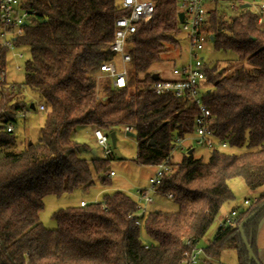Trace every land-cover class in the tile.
Wrapping results in <instances>:
<instances>
[{
	"label": "trees",
	"instance_id": "trees-1",
	"mask_svg": "<svg viewBox=\"0 0 264 264\" xmlns=\"http://www.w3.org/2000/svg\"><path fill=\"white\" fill-rule=\"evenodd\" d=\"M152 1L151 20L138 25L129 38L127 86L114 89L106 82L96 92L100 65L113 59L108 47L114 22L124 14L119 0H32V23L16 41L29 51L23 84L0 90V264H180L221 206L233 200L230 180L240 179L250 191L264 186V23L256 24L242 0H234L235 13L226 18L218 4L227 0H220L210 4L203 28L213 52L220 55L206 62L202 96L217 146L203 149L205 159L195 157L192 148L176 161L171 157L172 170L153 196L170 200L176 212L151 209L152 204L139 228L128 217L135 212V199L115 189L99 203L55 211L53 229L40 223L45 197L96 183L111 185L108 166L116 156L80 158L88 148L72 139L76 127L104 134L131 128L134 163L153 170L165 161L176 137L193 133V103L148 89L162 56L184 39L178 28L179 0ZM6 64L7 53L0 49V72ZM24 88L40 99L45 118L37 142H26L19 151L14 132L23 118L17 112L35 111L31 101L23 100ZM9 123L14 125L11 133L5 131ZM263 203L264 193L239 212L234 228L217 229L202 264H211L207 259H217L226 248L234 249L237 264H255L248 259L238 226ZM263 217L264 208L243 226L258 264L255 240Z\"/></svg>",
	"mask_w": 264,
	"mask_h": 264
},
{
	"label": "built area",
	"instance_id": "built-area-1",
	"mask_svg": "<svg viewBox=\"0 0 264 264\" xmlns=\"http://www.w3.org/2000/svg\"><path fill=\"white\" fill-rule=\"evenodd\" d=\"M220 2V0H179L178 13H182V19L178 20V28L184 36L186 58L181 66L172 68V79L154 80L148 89L155 94L169 93L177 98H184L194 104L197 114L194 117L193 133L184 138L176 137L169 155L164 162L159 164L148 178V186L137 190L135 195V212L128 217L133 219L134 224L142 228L143 221L153 204V195L161 178L170 173V159L176 152L185 153L188 149L194 147L212 150L217 146L213 132L209 128L210 111L202 103V96L206 91L204 85L206 76L204 68L206 65L204 59L205 44L209 41V36L203 31L207 21V14L210 4ZM243 4H248L251 12L255 14L256 24L261 26L264 23V0H242ZM32 0H0V49L21 59L20 54H13L17 48L16 41L20 39L28 26L31 25L34 12L30 6ZM119 9L124 13L114 22L113 39L109 44L108 50L113 53V59L103 62L100 70L95 76L96 82L104 81L109 83L114 89L125 88L128 84V71L131 57L127 48L130 45L129 38L136 32L137 26L148 23L154 13V2L152 0H119ZM177 13V15H178ZM178 19V18H177ZM19 70V66H15ZM6 68L0 72V90H15L17 84H9ZM96 88V92H97ZM98 96H96L97 98ZM34 110L43 112L44 105H38L30 102ZM17 112V118H24L26 113L24 108ZM1 125V124H0ZM5 131L11 133L14 131V125L9 123L5 126ZM126 133L131 132V128H125ZM93 137L96 144L103 153L104 158L108 157L112 151L108 146L110 141L108 134H104L98 129H93ZM225 148V144L220 145ZM193 149V148H192ZM115 173L110 171L108 177H113ZM171 199V195L168 196ZM245 200V207H249L256 202ZM96 203V202H94ZM85 201H79V207H85ZM238 209H232L219 222L217 229L225 230L234 228L237 224ZM187 242L186 244H188ZM149 245L145 244L147 249ZM204 258V249L197 245L188 253H185L180 264H202Z\"/></svg>",
	"mask_w": 264,
	"mask_h": 264
},
{
	"label": "rangeland",
	"instance_id": "rangeland-1",
	"mask_svg": "<svg viewBox=\"0 0 264 264\" xmlns=\"http://www.w3.org/2000/svg\"><path fill=\"white\" fill-rule=\"evenodd\" d=\"M235 2L236 1L234 0H227L219 3L218 5H221V9H219V11L223 12L226 18L234 15V9H232L231 6H235ZM230 3H232V5ZM219 6L217 7L219 8ZM183 40L180 42L178 49H170L167 54L163 55L162 62L157 64L153 69L155 72L159 73L160 79H172V68L174 66H181L184 63L183 61H185L186 58V48L185 42ZM13 54H20L22 58L18 59L15 56H12V54L7 56V79L9 80V84L13 83L22 86L24 81V64L29 59V51L27 48L21 47L17 48ZM203 54L205 62H208V60L216 58L217 56L220 57L219 54L213 52L209 43L205 44V50ZM17 65L19 66V70L15 69V66ZM224 66L225 64L223 63L219 64V67ZM104 83V81L100 80L96 82L95 80L98 92ZM24 91V102L31 101L35 105L40 103V99L36 95L30 93L25 88ZM129 91L133 92V87H131ZM25 113V118L17 120L14 132L18 137L17 150L19 151L23 149V145L26 142L29 144H35L37 142L39 138V130L42 127L45 118V112L35 110ZM113 133L115 135L114 147H112L110 141L108 142V146L111 151L116 149L123 159L115 157V159L109 163L108 169L115 173L113 177H110L111 185L103 187L99 185V183H96L94 186L86 190L78 189L70 194H64L61 196L50 195L45 197L43 200L44 207L39 212V221L44 228H55L56 224L51 217L52 214L59 209L77 206L79 204V200L85 201L87 204L94 202L99 203L101 202L103 194L109 193L113 189L123 191L127 193L132 199H134L137 190L148 186V178L152 175L154 170L152 167H141L134 163L133 159L136 153L135 137L126 135V132L121 128L114 129ZM72 139L79 144H84L88 148L86 151L80 153V158L90 159L93 157L92 152L95 153L94 156L96 158H104L102 151L96 144L93 137V128L89 126L76 127L75 132L72 135ZM190 145H192V148L194 149L195 157L203 156L204 159L207 157V151L194 147L195 145L193 144ZM229 152L236 151L232 150ZM180 154L182 153H175V161L179 159ZM228 186L233 194V200L221 206L212 225L197 244L199 248L205 249L207 247L217 231L219 222L225 215H227L232 209L241 210L242 208H245L243 202L245 200L251 202L254 199V196L260 193L258 191L248 190L240 179L230 180L228 182ZM153 200L154 203L151 209L161 210L166 213H173L177 210V207L170 200H163L157 196H153ZM141 239L145 241L143 234H141ZM214 263L236 264V253L234 249H224L219 255V259L217 258Z\"/></svg>",
	"mask_w": 264,
	"mask_h": 264
},
{
	"label": "water",
	"instance_id": "water-1",
	"mask_svg": "<svg viewBox=\"0 0 264 264\" xmlns=\"http://www.w3.org/2000/svg\"><path fill=\"white\" fill-rule=\"evenodd\" d=\"M242 7H243V8H248V4H244ZM177 18H178V20L180 21V20L182 19V13H178ZM157 79H158V74H157V73H154V74L152 75V80H157ZM30 109L33 110V109H34V106L31 105V106H30ZM126 135H128V136H132L131 133H126ZM108 136H109V139H110V142H111L112 147H114V143H115V135H114V133L111 132V133L108 134ZM112 153H113L114 156H116L117 158H122V157L120 156L119 152H118L116 149H113ZM190 153H191V151H189V154H190ZM263 208H264V203L259 207L258 211H260V210L263 209ZM258 211H257V212H258ZM257 212H254V213H252L251 215H249V216H248L247 218H245V219L240 223V225L238 226V231H239V233H240L241 241H242L243 245L245 246V248H246V250H247L248 259H249L250 262H254L255 264H258V263L256 262V260H255V258H254V255H253V253H252V251H251V249H250V246H249L248 243H247L246 237H245L244 232H243V226H244L248 221H251V220L256 216Z\"/></svg>",
	"mask_w": 264,
	"mask_h": 264
},
{
	"label": "crops",
	"instance_id": "crops-1",
	"mask_svg": "<svg viewBox=\"0 0 264 264\" xmlns=\"http://www.w3.org/2000/svg\"><path fill=\"white\" fill-rule=\"evenodd\" d=\"M92 154L94 155L95 153L92 152ZM113 190H115V189H113ZM256 191H258L260 193L259 194H256L254 196V199H258L259 196L264 193V186L261 187L260 189L256 190ZM245 209H246V207L245 208H242L241 210H239V212L244 211ZM226 249H232V248H226ZM255 249H256V256H257V259H258L259 263L260 264H264V217L262 218V220L260 221V223L258 225L257 234H256V240H255ZM221 252H220V254H221ZM204 258L202 259V263H204V261L206 260ZM218 259H219V256H218ZM216 260L217 259H207V262H209L211 264H215L214 262ZM236 264H237V260H236Z\"/></svg>",
	"mask_w": 264,
	"mask_h": 264
}]
</instances>
